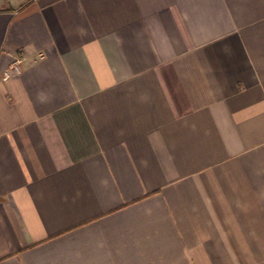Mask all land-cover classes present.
I'll return each mask as SVG.
<instances>
[{"label":"crops","instance_id":"0c3cea01","mask_svg":"<svg viewBox=\"0 0 264 264\" xmlns=\"http://www.w3.org/2000/svg\"><path fill=\"white\" fill-rule=\"evenodd\" d=\"M0 264H264V0H0Z\"/></svg>","mask_w":264,"mask_h":264},{"label":"built area","instance_id":"2783aa9c","mask_svg":"<svg viewBox=\"0 0 264 264\" xmlns=\"http://www.w3.org/2000/svg\"><path fill=\"white\" fill-rule=\"evenodd\" d=\"M20 63H21V62L18 61L17 64L15 65V67H14V71H16L17 73L20 72V71H19V64H20ZM7 78H9V76H7Z\"/></svg>","mask_w":264,"mask_h":264}]
</instances>
